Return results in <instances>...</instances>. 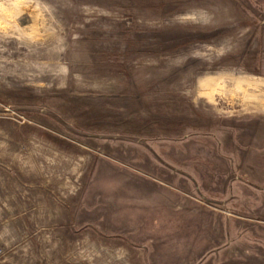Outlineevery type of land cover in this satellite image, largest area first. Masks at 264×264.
Returning <instances> with one entry per match:
<instances>
[{
    "label": "rangeland",
    "instance_id": "obj_1",
    "mask_svg": "<svg viewBox=\"0 0 264 264\" xmlns=\"http://www.w3.org/2000/svg\"><path fill=\"white\" fill-rule=\"evenodd\" d=\"M0 264H264V0H0Z\"/></svg>",
    "mask_w": 264,
    "mask_h": 264
},
{
    "label": "built area",
    "instance_id": "obj_2",
    "mask_svg": "<svg viewBox=\"0 0 264 264\" xmlns=\"http://www.w3.org/2000/svg\"><path fill=\"white\" fill-rule=\"evenodd\" d=\"M2 254V250H0V255Z\"/></svg>",
    "mask_w": 264,
    "mask_h": 264
}]
</instances>
